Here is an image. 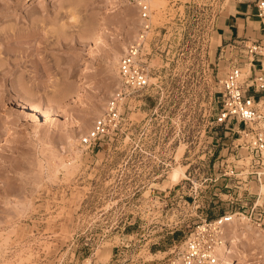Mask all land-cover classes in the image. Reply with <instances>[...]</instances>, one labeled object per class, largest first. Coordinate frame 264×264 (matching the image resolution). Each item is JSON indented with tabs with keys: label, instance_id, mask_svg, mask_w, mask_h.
I'll return each instance as SVG.
<instances>
[{
	"label": "rangeland",
	"instance_id": "374dc122",
	"mask_svg": "<svg viewBox=\"0 0 264 264\" xmlns=\"http://www.w3.org/2000/svg\"><path fill=\"white\" fill-rule=\"evenodd\" d=\"M237 1L0 0V264H174L195 225L224 210L215 164L245 152V127L217 120L222 80L233 64L244 80L264 68L238 41L264 42L259 0L245 1L261 33H219ZM141 2L150 85L128 98L114 137L86 147ZM237 228L234 258L264 264L262 236Z\"/></svg>",
	"mask_w": 264,
	"mask_h": 264
},
{
	"label": "built area",
	"instance_id": "2783aa9c",
	"mask_svg": "<svg viewBox=\"0 0 264 264\" xmlns=\"http://www.w3.org/2000/svg\"><path fill=\"white\" fill-rule=\"evenodd\" d=\"M139 5L141 28L119 60L120 85L82 136L81 144L86 147L96 148L100 141L114 137L123 124V106L128 98L150 85L144 56L152 30V10L148 2ZM257 7L264 19V0H259ZM238 41L245 46L251 61L255 60L254 55L264 56V42ZM261 70L255 77L244 80L242 67L233 64L222 80L217 120L224 123L234 118L244 125L239 131L243 143L236 146L240 145L245 152L237 151L215 164L218 177L223 179L215 196H223L220 198L225 207L214 218L206 216L195 225L179 250L178 259L183 264H218L221 251L228 245L232 247L233 229L242 223L255 228L264 240V68ZM259 92L262 94L257 99Z\"/></svg>",
	"mask_w": 264,
	"mask_h": 264
},
{
	"label": "crops",
	"instance_id": "0c3cea01",
	"mask_svg": "<svg viewBox=\"0 0 264 264\" xmlns=\"http://www.w3.org/2000/svg\"><path fill=\"white\" fill-rule=\"evenodd\" d=\"M251 7L252 4L245 0H238L234 4L232 11L227 14L219 24V28L223 30L222 32H219L223 41L226 42L228 39L248 35L250 29L256 34L257 31H261V29L250 25V18L252 17Z\"/></svg>",
	"mask_w": 264,
	"mask_h": 264
},
{
	"label": "bare ground",
	"instance_id": "6f19581e",
	"mask_svg": "<svg viewBox=\"0 0 264 264\" xmlns=\"http://www.w3.org/2000/svg\"><path fill=\"white\" fill-rule=\"evenodd\" d=\"M243 75H245V73H242V77H243ZM75 151V150H74ZM179 174H182V169H181V167H175V169H174V171H173V173H172V178H175L176 176H178ZM237 226V225H236ZM233 231H234V235H235V241L237 242V243H240L241 242V236L239 235V233H240V230H239V228H235V229H233ZM242 232V231H241ZM241 234V233H240ZM234 250H233V248L232 247H230L229 245L228 246H226V249L225 250H223V251H221V258H220V260H219V263L218 264H243V258H238V259H235L234 258V256H233V254H234V252H233ZM179 261V259L178 260H175V262H173L174 264H176V263H180V262H178Z\"/></svg>",
	"mask_w": 264,
	"mask_h": 264
}]
</instances>
